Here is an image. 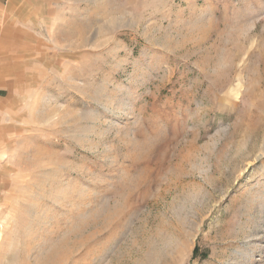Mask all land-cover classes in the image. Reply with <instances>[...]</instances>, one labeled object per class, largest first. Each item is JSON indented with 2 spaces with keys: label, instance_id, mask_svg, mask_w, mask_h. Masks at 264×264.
<instances>
[{
  "label": "rangeland",
  "instance_id": "1",
  "mask_svg": "<svg viewBox=\"0 0 264 264\" xmlns=\"http://www.w3.org/2000/svg\"><path fill=\"white\" fill-rule=\"evenodd\" d=\"M0 37V264H264V0H11Z\"/></svg>",
  "mask_w": 264,
  "mask_h": 264
},
{
  "label": "crops",
  "instance_id": "2",
  "mask_svg": "<svg viewBox=\"0 0 264 264\" xmlns=\"http://www.w3.org/2000/svg\"><path fill=\"white\" fill-rule=\"evenodd\" d=\"M10 2H11V0H0V10L2 8L7 7ZM4 50H5L4 43L2 42V38L0 37V54L2 52H4ZM8 85H9V83L7 81H4V82L1 81L0 82V90L4 91L5 89H7V91H8V88H7ZM1 93L2 92H0V99H3V97L6 96V95L5 94L2 95Z\"/></svg>",
  "mask_w": 264,
  "mask_h": 264
}]
</instances>
